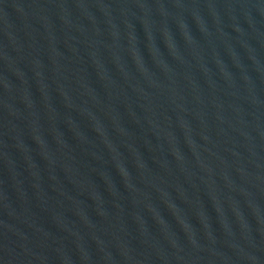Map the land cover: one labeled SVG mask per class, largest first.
<instances>
[{"label": "water", "instance_id": "95a60500", "mask_svg": "<svg viewBox=\"0 0 264 264\" xmlns=\"http://www.w3.org/2000/svg\"><path fill=\"white\" fill-rule=\"evenodd\" d=\"M0 264H264V0H0Z\"/></svg>", "mask_w": 264, "mask_h": 264}]
</instances>
